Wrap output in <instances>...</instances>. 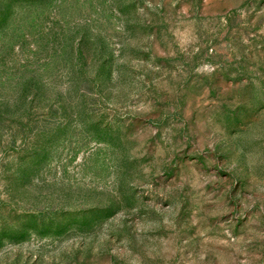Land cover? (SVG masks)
Returning <instances> with one entry per match:
<instances>
[{"label":"rangeland","instance_id":"1","mask_svg":"<svg viewBox=\"0 0 264 264\" xmlns=\"http://www.w3.org/2000/svg\"><path fill=\"white\" fill-rule=\"evenodd\" d=\"M0 264H264V0H0Z\"/></svg>","mask_w":264,"mask_h":264}]
</instances>
